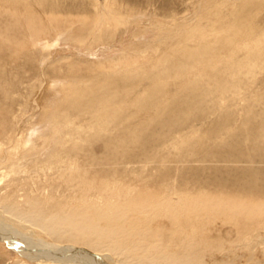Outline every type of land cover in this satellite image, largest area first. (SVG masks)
I'll list each match as a JSON object with an SVG mask.
<instances>
[{
  "label": "bare ground",
  "instance_id": "6f19581e",
  "mask_svg": "<svg viewBox=\"0 0 264 264\" xmlns=\"http://www.w3.org/2000/svg\"><path fill=\"white\" fill-rule=\"evenodd\" d=\"M222 1H188L205 13L217 2L219 13L193 20L215 21L218 29L179 26L173 33L169 15L160 21L152 14L156 31L138 27L154 38L140 61L80 77L65 55L49 68L46 56L59 48L47 40L50 30H68L78 20L65 43L101 44L103 35L117 34L121 15H129L122 4L0 0V209L54 239L39 241L0 223L1 241L49 264H206L212 258L211 264H227L264 252V202L253 194L242 198L247 201L225 187L206 192L209 200L183 194L182 187L171 194L164 172L166 180L157 182L162 170H149L166 149L193 151L196 138L226 146V154L212 155L221 163L264 164V28L256 22L264 0H226L237 4L229 15ZM66 4L71 14L64 18L59 12ZM211 119L213 133L204 137L196 125ZM146 137L160 143L153 148L149 141L141 153L136 148Z\"/></svg>",
  "mask_w": 264,
  "mask_h": 264
},
{
  "label": "rangeland",
  "instance_id": "374dc122",
  "mask_svg": "<svg viewBox=\"0 0 264 264\" xmlns=\"http://www.w3.org/2000/svg\"><path fill=\"white\" fill-rule=\"evenodd\" d=\"M88 1L89 0H84L85 3H87ZM108 1H111V0H108ZM116 1H118L120 4H122L123 10H124L123 12L126 13L128 11L129 15H126V14L121 15L122 18L119 19L121 21V24H120V26H118L117 34L113 38L108 37V35H103L105 37H103V40H102L103 42L101 41L102 42L101 44L97 43V45H96V44L92 43L93 41H91V44H90L91 46H89V48H84L82 46L70 45V44L68 45V43L67 44L65 43L66 36H68L69 33L73 32V30L76 31V29L79 28L78 27L79 26L78 20L73 21L74 24H72V25L70 24V27H69L70 29H68V30H59V29L56 31L50 30L49 36H48L50 39H47V40H49L50 42L53 39L58 41L59 42V48L56 51H54L52 54H49L46 56V59L50 60L49 64H48L49 68L50 67H51V69L57 68V66L61 65L60 63H62V62L59 63L58 60H60L62 58V56L65 55L67 57H70L71 64H73L75 66V67L73 66L74 67V73L73 74L80 76V77H84L87 75H88V77H90V76L94 77L98 74L99 75L100 74H110L116 68H119L120 65L125 66L127 64V62H129V61H133V60L134 61H140L141 55L144 53V51L147 49V47L151 44V41H153L154 38L148 37L149 35L145 36V31L144 32L140 31V29L138 27L140 26L143 29H145V28L149 29L150 28V29L156 31L158 29V23L154 22V18H152V16H151L152 14H155L154 17H156L155 19H157V20L162 21V20L167 19V21H169V23H167V25L171 26V28L176 30L173 33L177 32L179 26H182V27L195 26L196 28H211L212 30L218 29L220 26V25H217L215 23V21L212 23L213 25H209L206 21L199 22V21L193 20L196 15L201 14V16L203 18H206L209 15L219 13L221 11V9L218 6L217 2H210L208 4V7H207L208 11L205 13L204 10H201V9L199 10V8L192 7V5L188 2L189 0H116ZM224 1H226V0H224ZM224 1H222V2H224ZM235 2L238 3L240 1L236 0ZM226 4H228V3L224 2L223 6H222L223 14L229 15L230 14L229 12L233 9V7H234V9L237 8V4H235V5H231V4L226 5ZM238 4L241 5L242 3H238ZM68 6L69 5H67V4L64 5L62 11L59 12V15L62 14L61 16L64 18L69 17V14H71V13H69L66 10L68 8ZM76 6L78 7V5H76ZM90 12H91L90 14H92V15L89 18L90 19L95 18L96 17L95 11H90ZM131 12H133V13L131 14ZM258 12L259 13L257 15L256 22L257 21H259V22L257 23V25L258 26L260 25L259 27L264 28V5ZM252 13L256 14V11L254 10ZM144 14H146V15H144ZM166 14L169 15V17L164 19L163 16ZM193 15H194V17H193ZM75 16H77L76 13H74L73 17H75ZM261 23H262V25H261ZM97 25H100V21H98ZM85 33L86 32L81 31L80 34L83 37V36H85L84 35ZM92 44H94V45L92 46ZM51 55H53V56H51ZM54 55H55V57H54ZM79 58H80V62L78 61ZM76 59H77V61H75ZM82 59L84 60V62ZM86 59L88 60L89 63L87 62ZM116 59H119V61ZM81 60H82V62H81ZM93 60H95V61H93ZM115 60L117 62H115ZM53 62H55V63L58 62V63H56L57 65H54L55 63H53ZM77 62L80 65H77ZM102 63H104L106 65H104ZM36 66H33L34 71L35 72L37 71V73H38L39 68ZM106 66H108V67H106ZM109 66L112 68V70ZM51 69H49V70H51ZM263 71H259V73H262ZM6 73H7V78H8L10 72L8 70H6ZM12 73H14V72H12ZM262 77L264 80V72L262 74ZM263 82L261 84H263ZM19 84H21V80L19 81L17 86ZM261 84L259 83L258 86ZM259 88H264V85H261V87H259ZM263 113L264 112H260V115H263ZM207 121H205L204 123H201V124L199 122L197 123V125L195 124L197 129H199V131L201 130L200 134L202 133L204 135V137L210 136L211 133H213V132L209 131L210 127L214 124L213 120L211 119V120H207ZM157 130H159V128L158 129L156 128L154 131H157ZM189 132H191V129L187 130V132H184V133H189ZM209 132H211V133H209ZM145 139H147V141L142 142L144 146H141L140 148L139 147L136 148V150H138L139 152L142 151L141 153H146L147 147L150 148L151 146H153V148H154L155 144L160 143L159 141H157V143H155V140H153L154 137H149V138L146 137V138H144V140ZM200 140H203V139H201V138L195 139V145L196 146H195L193 151H191L189 149H184V151L186 153L188 151H190L187 153V155H189V153H190L189 156H187L186 153H184V151H183V154H182V151L179 154L177 151L171 152L170 149H166L165 151H163L162 152L163 154H161V157L158 160V162H155L154 163L155 165L152 164V167L154 169H152V167H151V169H149L150 172L151 171L157 172L155 170V167L156 168L158 167V171L162 170V172L160 171V175H159V172L157 173L156 179L154 177V181L155 180L157 182L165 181L166 177H164V176H167L166 183L171 182L169 184L170 189L172 190L171 194L173 192H177L178 189H180L182 187V190L180 192L183 194H185V193H187V194H192V193L193 194H199L200 193L201 195L205 196L206 199H208L206 192H208L209 194H216L217 189L220 190L221 188L225 187V189L227 191H231L233 193H236L235 195H237L236 196L237 200L242 199V198L245 199L244 197L246 194H250V195L253 194V197L256 201L264 202V164H259V163L242 164L240 162L239 163H223V162L221 163V161L224 160V158L218 159V157H215L213 159L212 155L216 156V154H215L216 151L217 152L219 151L220 153L227 152V147L226 146L222 147L218 144H211V143L202 144V143H200L201 142ZM149 141H151L150 142L151 146L149 144ZM241 141H242L241 137L236 139V143H239ZM203 149H205V150H203ZM144 150H145V152H144ZM170 153H171V155H170ZM207 154H209V155H207ZM173 155H174V157H173ZM184 155H186V158L183 157ZM170 156L173 157L172 161L170 159ZM206 158H207V161H206ZM163 169H165V170L163 171ZM149 170H147L146 174H148ZM168 170H169L170 174L168 173ZM170 170H171V172H170ZM257 170H258L260 175L257 174V177H254L253 175H252V177H250V174H252L253 172H255ZM161 173H163L164 176ZM165 173H167L169 175V177ZM247 173H249L248 176L250 179L247 177V175H246ZM158 175L160 178H158ZM161 178H162V180H160ZM251 178H254L253 179L254 181H251ZM249 181L252 182V184ZM256 182H258L257 183L258 186L256 185ZM181 183H182V185H180ZM185 184H187V185L189 184V185L186 186ZM254 186H256L257 189H255ZM227 187H229V188H227ZM258 187H259V189H258ZM253 189H255V190L252 191ZM184 190H188V191L184 192ZM203 191H204V193H203ZM248 191H249V193H248ZM210 196H212V195H210ZM243 201H247V200H243ZM0 215H1L0 216V223L11 224L12 227L18 228L19 230H21V232H30L32 237L39 240V241H44L47 243H53V240H54L53 237L50 238L51 235H48L46 233L44 234V231H42V230H40L34 226H31L29 224H27V226H26V224H23L20 221H17L16 218H14L13 216L8 215L7 213L4 214L3 210L0 211ZM66 245H69V244L61 243V246H66ZM263 254H264V252L259 249L252 255L253 259H252V256L250 258H248L249 256H242L239 259V261H237V263L236 262L233 263L234 262L233 261L232 263L228 262L227 264H257V263L258 264H264V255ZM216 258H221V257L216 256ZM212 259L214 260L215 258H212ZM212 259H210V260L208 259L207 262H209L211 264L213 261ZM226 261H228V260H226ZM107 262H109V261H107ZM112 262L114 264H120L117 259L113 260ZM207 262H206V264H209ZM109 263H111V262H109ZM113 263H111V264H113ZM0 264H49V263H41L38 261L36 262L34 260L32 261L31 258H29V259L24 258L22 255H20L13 248L11 249L8 245V242H6L5 240H2V241L0 240Z\"/></svg>",
  "mask_w": 264,
  "mask_h": 264
}]
</instances>
